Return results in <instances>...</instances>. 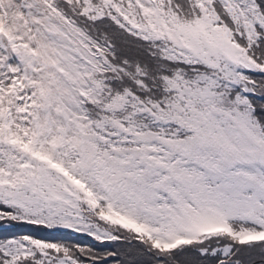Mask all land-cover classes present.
Masks as SVG:
<instances>
[{
    "label": "snow or ice",
    "instance_id": "1",
    "mask_svg": "<svg viewBox=\"0 0 264 264\" xmlns=\"http://www.w3.org/2000/svg\"><path fill=\"white\" fill-rule=\"evenodd\" d=\"M256 257L264 0H0V264Z\"/></svg>",
    "mask_w": 264,
    "mask_h": 264
},
{
    "label": "trees",
    "instance_id": "2",
    "mask_svg": "<svg viewBox=\"0 0 264 264\" xmlns=\"http://www.w3.org/2000/svg\"><path fill=\"white\" fill-rule=\"evenodd\" d=\"M15 231L17 233H32V234H35V235H38V236H46L47 235V236L51 237V235H52V234L47 233L45 231H41V230L35 229L32 226H19V227H17L15 229ZM57 238H60V237H57ZM64 238L70 239V240H73V241L88 242L85 238H82V237H79V236H75V235L64 237ZM255 259H256V264H260V258L256 257Z\"/></svg>",
    "mask_w": 264,
    "mask_h": 264
}]
</instances>
